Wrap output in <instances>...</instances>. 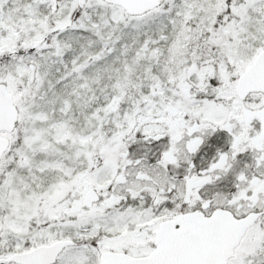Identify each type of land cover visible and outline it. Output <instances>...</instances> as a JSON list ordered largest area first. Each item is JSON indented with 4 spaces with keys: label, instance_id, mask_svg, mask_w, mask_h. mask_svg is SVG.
I'll list each match as a JSON object with an SVG mask.
<instances>
[{
    "label": "snow or ice",
    "instance_id": "1",
    "mask_svg": "<svg viewBox=\"0 0 264 264\" xmlns=\"http://www.w3.org/2000/svg\"><path fill=\"white\" fill-rule=\"evenodd\" d=\"M0 264H264V0H0Z\"/></svg>",
    "mask_w": 264,
    "mask_h": 264
}]
</instances>
